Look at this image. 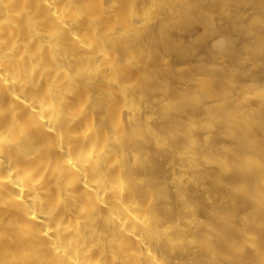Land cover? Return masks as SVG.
I'll list each match as a JSON object with an SVG mask.
<instances>
[{"label": "bare ground", "instance_id": "1", "mask_svg": "<svg viewBox=\"0 0 264 264\" xmlns=\"http://www.w3.org/2000/svg\"><path fill=\"white\" fill-rule=\"evenodd\" d=\"M242 79L264 0H0V264H264Z\"/></svg>", "mask_w": 264, "mask_h": 264}, {"label": "rangeland", "instance_id": "2", "mask_svg": "<svg viewBox=\"0 0 264 264\" xmlns=\"http://www.w3.org/2000/svg\"><path fill=\"white\" fill-rule=\"evenodd\" d=\"M258 49H261V46H258ZM233 50H235V51L240 50V46H236L235 49H233ZM233 50H232V54L235 55ZM258 66H259L258 62H253V63L248 65L249 68L254 69V70L258 69L259 68ZM242 80L244 81V84H243L244 88L249 89V90L250 89H256V88L262 89V87H263L262 85H264V81L259 82V81L247 80V79H242ZM245 128H246V126H244V124H243V130ZM263 252H264V249H263Z\"/></svg>", "mask_w": 264, "mask_h": 264}]
</instances>
